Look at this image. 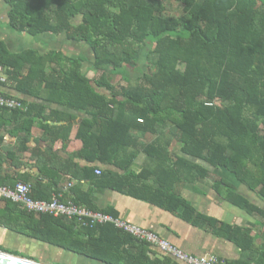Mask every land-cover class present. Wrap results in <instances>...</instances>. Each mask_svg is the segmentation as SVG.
I'll return each instance as SVG.
<instances>
[{"label":"trees","instance_id":"obj_1","mask_svg":"<svg viewBox=\"0 0 264 264\" xmlns=\"http://www.w3.org/2000/svg\"><path fill=\"white\" fill-rule=\"evenodd\" d=\"M5 1L11 7L12 30L32 36L63 34L92 52L86 66L84 53L76 57L60 51L10 54L0 42V64L6 76L0 86L11 83L35 100L28 105L26 116L55 104L61 114L57 122L68 125L56 128L64 132L59 136L63 142L68 141L74 115L85 114L75 134L82 142L75 157L126 172L123 178L100 172L96 184L118 190L126 186L135 196L138 191L148 194L162 208L181 211L186 220L199 222L175 186L209 179L214 192L253 219V227L264 239V0H170L181 6L182 14L177 17L167 14V0ZM147 44L152 50L144 71L138 68L136 57ZM148 135L152 140L147 143L143 137ZM172 140L181 145L176 154L169 151ZM141 153L146 164L134 174L132 166ZM214 170L233 175L255 201L214 177ZM81 171L87 175L72 177L91 179V169ZM122 179L127 183H121ZM147 180L153 181L154 189L143 186L145 190H139L138 184L145 185ZM15 184L0 179V186ZM37 187L31 186L34 199L50 200L58 194L44 189L38 195ZM61 201L109 213L98 210L91 194H82L77 187ZM21 213L27 215L34 236L70 247L68 242L51 238L55 237L52 229H69L63 226L68 220L50 215L35 218L24 209ZM70 222L93 232L99 228ZM0 224L12 228L7 220L0 219ZM100 228L128 237L109 225ZM219 230L242 251L252 252L250 229L224 226ZM70 234L76 237L72 228ZM61 235L69 238L64 232ZM74 250L106 264L115 262L79 247ZM250 263L264 264V242L240 264Z\"/></svg>","mask_w":264,"mask_h":264},{"label":"crops","instance_id":"obj_2","mask_svg":"<svg viewBox=\"0 0 264 264\" xmlns=\"http://www.w3.org/2000/svg\"><path fill=\"white\" fill-rule=\"evenodd\" d=\"M10 11V5L5 0H0V42L5 45L10 54L34 51L38 55H44L60 51L65 56L71 57L70 48L73 52L74 46H86L82 42L68 40L63 34L43 33L32 36L27 32L12 30L9 27ZM73 53L78 56L81 51ZM85 70L84 67L83 72ZM39 86L41 85H38V89ZM0 93L27 105L35 101L29 96L22 95L11 83L0 86ZM36 110L31 111L29 116L22 111L16 112L17 114L10 110L0 112V139H2L0 179L7 184L21 182L30 187L36 184L39 185L38 195H42L44 189H49L52 192L57 191L61 198L70 189L77 187L82 194H91V199L98 210L109 212L104 213L105 215L150 231L188 255L215 258L223 264H240L247 257L254 255V252H257L263 244L261 232L253 227V219L239 207L214 192L211 188L212 181L209 179L200 183L175 186L177 195L193 209L199 222H196L195 218L186 220L181 211L173 212L162 208L158 200L148 194L142 195L138 191V196H135L126 186L121 188L120 185L121 190H118V188L111 189L104 183L96 184L95 181H98L101 176L95 174L96 170L103 173L110 171L119 178H123L126 172L113 165L75 157L82 148V142L75 138V134L85 114L79 112L74 115L75 119L70 124L71 132L68 141L63 142L59 136L64 132L56 128L67 124L62 121L57 122L61 116L59 108L55 104H49L39 113ZM54 137L57 138L53 141ZM143 140L148 143L152 138L148 135L143 137ZM180 149L181 145L172 140L169 151L176 154ZM145 164L146 157L141 153L132 166V172L139 174ZM85 168L92 170L91 179L85 177L86 179L78 180L72 177L86 176L87 174L81 171ZM213 175L233 184L240 195H244L252 202L255 201V196L236 182L233 175L222 170H214ZM124 182L127 183V180L122 179L121 183ZM146 182L145 185L138 184L141 186H138V189L145 190L143 186H146L153 190L155 187L153 181ZM22 210L23 208L18 205L8 206L4 200L0 199V219L7 220L12 225L10 228L0 224V252L23 259H58L61 264H106L94 260L97 258L88 254L74 250L79 247L83 251L102 256L103 259H112L115 261L112 264H182L157 247L138 242L110 224L104 225L113 227L129 238L122 235L116 236L108 229L100 228L104 225H96L99 228L93 232L91 229L80 226L73 227L70 222L72 220H68L63 223V226L69 228L68 230L65 231L62 228L51 230L55 235L51 237L52 239H61L68 242L70 246L69 248L61 247L54 244L53 240L48 242L34 236L28 228V217L21 213ZM224 226L250 229L251 236L254 238L252 252L242 251L234 242L219 234V229ZM70 228L75 238L70 234ZM63 232L68 234L69 238L64 239L61 235ZM79 242L88 243V245L83 246Z\"/></svg>","mask_w":264,"mask_h":264},{"label":"built area","instance_id":"obj_3","mask_svg":"<svg viewBox=\"0 0 264 264\" xmlns=\"http://www.w3.org/2000/svg\"><path fill=\"white\" fill-rule=\"evenodd\" d=\"M5 81V69L0 64V84L5 83ZM0 108L26 112L28 105L18 99L7 97L0 93ZM95 174L100 175V171L96 170ZM0 199L16 204L34 216L50 215L56 218L63 217L67 220H76L84 226L110 224L138 242L157 247L163 253L182 264H223L215 258L188 255L161 239L158 235L135 225L125 223L120 219L91 211L71 201L64 203L61 201L59 194L53 195L50 200L34 199L31 196V187L25 183H16L13 187L0 186Z\"/></svg>","mask_w":264,"mask_h":264},{"label":"rangeland","instance_id":"obj_4","mask_svg":"<svg viewBox=\"0 0 264 264\" xmlns=\"http://www.w3.org/2000/svg\"><path fill=\"white\" fill-rule=\"evenodd\" d=\"M165 5L167 8V14L168 15L177 17V16H180L182 14L181 6L179 4H177L173 1L167 0L165 2ZM72 50H73V52L80 50L81 54L84 53L88 59L86 66H88L90 64L89 61L92 60L93 55H92L90 48L87 45L85 47L84 46H79V47L74 46ZM151 50H152L151 45L147 44L146 47L141 52H139V54L137 55V57H136L137 66L141 70H144V71L147 70V67L149 65V60H150L148 58V53ZM73 52L71 51V48H70L69 55L71 57H76L75 53H73ZM124 83H125V81H122V84H124ZM28 260H31L33 262L40 263V264H61V263H59L58 259H28Z\"/></svg>","mask_w":264,"mask_h":264},{"label":"water","instance_id":"obj_5","mask_svg":"<svg viewBox=\"0 0 264 264\" xmlns=\"http://www.w3.org/2000/svg\"><path fill=\"white\" fill-rule=\"evenodd\" d=\"M0 264H40L28 259L19 258L4 252H0Z\"/></svg>","mask_w":264,"mask_h":264}]
</instances>
